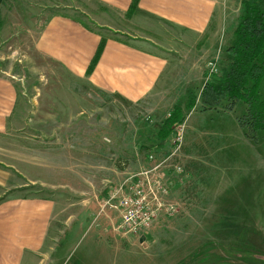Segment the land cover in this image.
Instances as JSON below:
<instances>
[{
	"label": "rangeland",
	"instance_id": "rangeland-1",
	"mask_svg": "<svg viewBox=\"0 0 264 264\" xmlns=\"http://www.w3.org/2000/svg\"><path fill=\"white\" fill-rule=\"evenodd\" d=\"M241 2L221 0L209 49L199 51L196 37L157 19L140 17L135 26L133 19L116 14L109 20L95 6L85 16V6L77 0H5L0 77L14 84L15 113L14 126L0 132V173L5 172L0 182H7L0 201H52L60 231L70 224L77 229L69 233L63 251H47L48 257L37 264H60L71 240L64 264H101V244L84 251L90 238L82 234L95 229L100 219L110 223L112 234L103 264H264V132L251 130L243 102L225 100L209 107L200 96L207 83L218 82L226 73V50L241 16ZM70 4L73 8L67 9ZM55 10L73 16L103 39L127 44L133 36H150L149 51L169 64L166 79L136 103L72 80L35 48L44 22ZM209 63L214 64L212 72ZM190 99L196 104L188 110ZM175 106L183 120L160 141L157 134ZM178 136L182 142L171 164L181 168L179 179L187 173L191 177L175 186L176 212L160 216L145 236L118 234V213L104 208L109 195L150 168V156L157 163L167 160ZM55 223L50 236L58 238ZM48 245L52 249L57 239Z\"/></svg>",
	"mask_w": 264,
	"mask_h": 264
},
{
	"label": "crops",
	"instance_id": "crops-1",
	"mask_svg": "<svg viewBox=\"0 0 264 264\" xmlns=\"http://www.w3.org/2000/svg\"><path fill=\"white\" fill-rule=\"evenodd\" d=\"M85 6L82 13L90 16L93 7L107 13L109 20L116 14L126 17L137 26L140 17L157 19L178 28L189 38H197V50H208L212 42L214 22L220 20L223 3L221 0H139L136 13L127 17L132 0H77ZM5 0H0V17ZM73 8L70 4L67 9ZM76 9V8H74ZM56 11V10H55ZM101 11V12H102ZM50 13V12H49ZM49 15V14H48ZM44 22L36 43V50L41 56L54 61L63 68L72 80L84 82L93 90L102 94H112L136 103L158 89L166 79L169 64L165 57L149 51L153 42L150 36H133L130 43L124 44L111 38H104L105 44L95 67L90 74V66L101 42V35L80 23L73 16L51 11ZM105 26V25H104ZM148 31L145 25H140ZM136 28V27H135ZM142 29V30H144ZM128 32V31H125ZM15 88L9 79L0 77V132L14 126ZM1 180L5 172H1ZM183 177V178H182ZM180 183H187L190 174H184ZM189 183V181H188ZM0 182V195L5 187ZM178 185V184H177ZM176 185V186H177ZM171 192L170 199L173 201ZM174 196V194H173ZM116 210L107 208L105 212ZM55 203L46 199L30 198L26 200L5 199L0 201V264H37V261L63 251L68 242L69 233L77 230L72 224L60 231L61 225L55 220ZM111 213V212H110ZM104 216L108 217V213ZM57 228V237H51ZM72 223V222H71ZM95 229H86L82 234L89 237L84 251L92 252V245L101 244L102 253L98 254L101 264L105 253L109 251L108 241L111 232L110 223L104 219L95 222ZM60 225V226H59ZM72 226V228H71ZM88 227V226H87ZM86 227V228H87ZM113 229V227H112ZM114 230V229H113ZM78 238V237H76ZM57 239L53 248L48 245ZM80 241V240H79ZM74 241L71 240L67 252H63V261L69 258ZM47 251L50 253L47 254ZM86 257V256H85ZM86 260V259H85Z\"/></svg>",
	"mask_w": 264,
	"mask_h": 264
},
{
	"label": "trees",
	"instance_id": "trees-1",
	"mask_svg": "<svg viewBox=\"0 0 264 264\" xmlns=\"http://www.w3.org/2000/svg\"><path fill=\"white\" fill-rule=\"evenodd\" d=\"M138 2L139 0H132L127 17L136 13ZM241 9L232 43L226 50L230 58L226 73L218 82L207 83L200 96L209 107L217 106L225 100L243 102L251 118V130L264 132V0H242ZM104 44L105 39H101L87 74L92 72L99 60ZM190 100L185 105L188 110L193 109L196 104L195 99ZM182 120V111L175 106L162 124L157 134L158 140H166Z\"/></svg>",
	"mask_w": 264,
	"mask_h": 264
},
{
	"label": "built area",
	"instance_id": "built-area-1",
	"mask_svg": "<svg viewBox=\"0 0 264 264\" xmlns=\"http://www.w3.org/2000/svg\"><path fill=\"white\" fill-rule=\"evenodd\" d=\"M211 72L214 64L209 63ZM182 138L175 139L176 146L167 160L155 162L149 157L152 166L135 174L131 183L118 187L104 204V208L117 211L119 219L115 231L126 237H142L152 228L162 215H173L177 204L170 199L174 187L180 183L178 174L181 168L171 164Z\"/></svg>",
	"mask_w": 264,
	"mask_h": 264
}]
</instances>
